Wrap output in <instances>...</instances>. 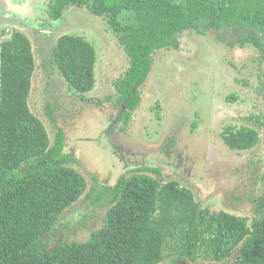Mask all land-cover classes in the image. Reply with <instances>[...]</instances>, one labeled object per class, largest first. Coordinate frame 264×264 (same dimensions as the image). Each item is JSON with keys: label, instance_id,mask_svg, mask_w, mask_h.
I'll return each instance as SVG.
<instances>
[{"label": "rangeland", "instance_id": "obj_1", "mask_svg": "<svg viewBox=\"0 0 264 264\" xmlns=\"http://www.w3.org/2000/svg\"><path fill=\"white\" fill-rule=\"evenodd\" d=\"M53 1L0 0V44L14 32L31 43L35 69L28 107L52 143L56 128L49 111L63 131V153L75 160L70 166L87 183L84 194L59 217L50 248L60 240L83 242L100 228L108 203L106 198L93 202L95 183L113 188L138 166L158 168L164 182L188 189L208 212L225 211L250 222L264 187V98L259 92L264 56L245 38L256 37L264 46L263 34L221 26L213 18L177 32V47L153 52L140 102L124 123L118 119L122 106L113 83L128 68L119 43L126 32L116 33L89 4H71L52 21L48 5ZM119 20L134 25L128 13ZM61 35L83 37L95 50V83L85 99L68 88L51 61ZM227 127L255 130L258 143L249 150L229 149L221 136ZM179 248L178 241L166 238L159 264H173ZM195 256L184 261L232 264L236 251L221 262L199 252Z\"/></svg>", "mask_w": 264, "mask_h": 264}, {"label": "trees", "instance_id": "obj_2", "mask_svg": "<svg viewBox=\"0 0 264 264\" xmlns=\"http://www.w3.org/2000/svg\"><path fill=\"white\" fill-rule=\"evenodd\" d=\"M71 4H89L116 33L126 32L119 43L128 68L113 83L122 106L118 119L124 123L140 102L153 52L177 47V32L213 18L218 25L254 28L264 36V0H54L48 6L49 19L59 20ZM124 12L134 25L119 20ZM245 40L264 56L258 38ZM95 60L93 46L80 36L61 35L51 51L68 88L83 99L95 83ZM34 69L31 43L24 34L14 32L1 42L0 264H159L168 237L180 247L173 264H187L184 259L193 261L198 252L221 262L235 251L232 264H264V187L248 222L225 211L208 212L188 189L176 181L164 182L159 169L150 166L129 170L113 188L95 183L93 202L106 198L108 203L103 225L83 242L60 240L50 248L59 217L84 194L87 183L70 166L75 160L63 153L64 134L49 111L56 128L52 143L28 107ZM259 92L264 98V72ZM221 136L236 151L249 150L259 140L250 128L227 127Z\"/></svg>", "mask_w": 264, "mask_h": 264}, {"label": "flooded vegetation", "instance_id": "obj_3", "mask_svg": "<svg viewBox=\"0 0 264 264\" xmlns=\"http://www.w3.org/2000/svg\"><path fill=\"white\" fill-rule=\"evenodd\" d=\"M49 6V5H48Z\"/></svg>", "mask_w": 264, "mask_h": 264}]
</instances>
